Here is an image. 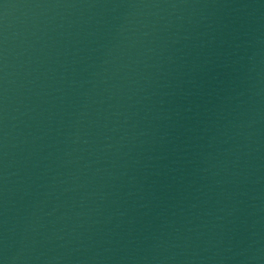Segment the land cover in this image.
Masks as SVG:
<instances>
[{"label": "water", "instance_id": "95a60500", "mask_svg": "<svg viewBox=\"0 0 264 264\" xmlns=\"http://www.w3.org/2000/svg\"><path fill=\"white\" fill-rule=\"evenodd\" d=\"M0 264H264V0H0Z\"/></svg>", "mask_w": 264, "mask_h": 264}]
</instances>
